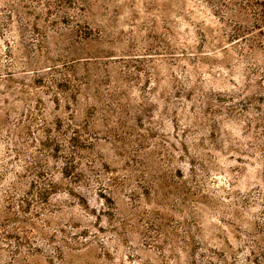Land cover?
Returning a JSON list of instances; mask_svg holds the SVG:
<instances>
[{
  "label": "rangeland",
  "instance_id": "1",
  "mask_svg": "<svg viewBox=\"0 0 264 264\" xmlns=\"http://www.w3.org/2000/svg\"><path fill=\"white\" fill-rule=\"evenodd\" d=\"M233 4L0 0V264H264V26Z\"/></svg>",
  "mask_w": 264,
  "mask_h": 264
},
{
  "label": "trees",
  "instance_id": "2",
  "mask_svg": "<svg viewBox=\"0 0 264 264\" xmlns=\"http://www.w3.org/2000/svg\"><path fill=\"white\" fill-rule=\"evenodd\" d=\"M223 1V0H222ZM234 6L237 7L240 11H242V15L247 18L249 12L255 15L254 21L252 22L249 29L254 28L260 29L261 26H264V0H233ZM249 11V12H248ZM240 30H237L232 34L233 38L239 37Z\"/></svg>",
  "mask_w": 264,
  "mask_h": 264
}]
</instances>
